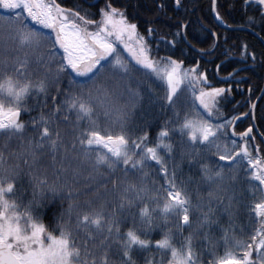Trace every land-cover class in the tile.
Wrapping results in <instances>:
<instances>
[{
    "label": "snow or ice",
    "instance_id": "snow-or-ice-1",
    "mask_svg": "<svg viewBox=\"0 0 264 264\" xmlns=\"http://www.w3.org/2000/svg\"><path fill=\"white\" fill-rule=\"evenodd\" d=\"M151 2L156 11L166 6L164 0ZM181 2L175 0V5ZM241 7L246 19L238 27L259 23L256 35L264 39V0H242ZM211 11L225 31L232 29L218 10V0H211ZM98 16L65 9L56 0H0V264H138L139 254L148 250L160 253L159 264L169 253L167 264H204L203 252L193 244L201 235L211 245L207 254L213 258L207 264H264V156L259 145L250 146L255 140L252 127L237 134L239 118L220 114V101L231 89L213 87L199 61L185 68V61L172 54L154 58L147 39L155 34L153 21H146L149 27L141 35L111 0ZM188 26L177 24L181 31L175 36L181 42H187ZM209 35L213 50L219 48V34ZM175 36L167 41L173 48ZM240 52L236 62L243 67L235 75L257 66V53L248 44ZM259 55L264 57V51ZM259 66L264 68V60ZM133 81L148 85L150 106L158 103L170 114L154 138L147 122L130 127V109L141 98L131 87ZM152 85L163 87L165 95L154 99ZM30 97L41 108L31 127L20 120ZM100 110L105 128L99 123ZM73 115L78 135L69 146L60 124ZM177 141L181 160L189 158L190 167L199 164L202 181L215 186L207 206L196 205L201 215L195 221L187 187L177 183ZM14 143L18 151L12 150ZM152 172L160 181L158 188L155 181L152 187L147 184ZM25 178L33 198L22 204L11 197ZM226 180L234 183L225 188ZM235 184L241 193L247 185L252 194L250 203L237 201L247 208L252 230L244 239L222 229L225 251L217 255V245L205 231L219 224L213 219L217 209L212 200L230 189L233 195L224 211L231 216ZM45 199L67 201L52 231L38 211ZM156 227L166 230L153 241ZM185 229L192 231L177 247L176 234L183 236ZM97 236L103 237L100 245L89 247Z\"/></svg>",
    "mask_w": 264,
    "mask_h": 264
},
{
    "label": "trees",
    "instance_id": "trees-1",
    "mask_svg": "<svg viewBox=\"0 0 264 264\" xmlns=\"http://www.w3.org/2000/svg\"><path fill=\"white\" fill-rule=\"evenodd\" d=\"M61 7L65 9H79L81 14H87L90 18L98 20V8L101 5H106L109 0H100L98 4L90 7L86 5L84 0H56ZM160 0H157V4ZM114 7L120 8L126 12L130 22L136 23L138 25V31L141 35H145L146 29L149 24L146 21H153L151 27L155 29L154 36L147 37L151 42L150 46L152 49V55L154 58L164 57L166 55L172 54L173 58L185 61V67H191L193 61H199L200 71L206 72L208 76L209 83L213 87H223L230 88L231 92L227 94L226 99L220 101V114L225 118H232L241 116L235 123V131L237 134L248 129L252 126L251 118V103L258 96L264 79V68L259 65L264 57L259 54L264 51L262 44L249 32L240 29H230L225 31L224 28L214 21L211 15V0H182L181 6L177 7L175 5V0H164L166 5L163 9L156 11L151 0H111ZM242 0H218V10L221 16L224 18L225 22L233 26H239L245 21H242L237 12H242L241 7ZM231 7H234L233 9ZM149 9H153L149 11ZM231 10H235L236 13L231 14ZM178 23H188L187 29V41L197 49L209 50L212 47L213 41L210 37V33L215 31L220 36V47L211 50L210 52L204 53V58L198 53L187 47L184 42H181L179 36L175 34L181 31L178 27ZM260 32L257 27L249 28ZM206 30V31H205ZM175 36L176 44L175 48L169 46L167 41L173 40ZM228 37V41L224 43V37ZM243 44L249 45V51H255L257 53V66L252 71H246L243 73L246 79L242 81L239 85H231L230 83H222L218 81L214 75L215 66L222 61L227 55L234 54L240 55V48ZM222 50H227V55H222ZM232 61L225 60L219 64L217 70L219 75H226L232 68ZM136 86V84H131ZM67 86V82H64V87ZM251 90V91H250ZM152 92L157 93V97L162 98L165 95V90L163 87H156L152 85ZM51 94H55L54 90ZM155 96V98H157ZM154 98V99H155ZM145 103V97L141 101V111H137L134 108L131 111L130 127H135L136 124L143 125L147 122L148 125L152 127L151 135L155 136V133L159 130L158 125H163L165 120L169 119L170 114H165L159 108V104L151 106L148 109L143 110L142 105ZM32 103H30V111L37 114L41 113V108L35 104L34 108L31 109ZM51 107V105H49ZM49 109L45 108L46 113ZM247 113L246 116H242ZM25 114H21L20 120L25 121ZM253 121L256 126V131L259 135L264 138V93L262 97L258 100L253 110ZM75 121L60 124L61 133L65 138H71L75 135L73 124ZM68 126H64V125ZM256 131H253L252 135L255 140L252 141V149H255L257 145L261 148V155L264 156V143L257 135ZM183 149L178 144L175 146V165H176V175L177 183L184 182L189 196L191 197L193 204V220L195 221L197 217L201 215L200 211L196 210L197 204H203L207 206L208 204V193L212 191L215 186L210 187L208 184L202 181L200 174V165L195 164L189 166L188 159L185 158L181 160V154ZM215 149L213 148V152ZM211 155V153H209ZM213 159L215 157L213 156ZM207 162V161H205ZM170 171L172 166V161H169ZM153 181H155L154 186L159 187L160 181L156 180L155 173L152 172L147 178V184L149 187L153 186ZM233 181L226 180L225 188H228ZM240 185L235 184V201L232 206V215L225 213L224 207L228 204L227 197L233 195V192L229 189L228 191H221L219 193V198H214L212 200V207L217 209L216 216L213 219H218L219 224L213 225V227L205 231L209 232L213 244H216L215 249L217 255H222L225 251L223 245V231L224 228H230V231H234L238 238H247L246 233L251 232L252 223L250 216L248 214L247 208L243 207L241 203L237 201H242L243 203H250L252 201V194L247 192V185H244L245 191L241 193ZM67 208V201L61 202L60 200H50L45 199L44 205L42 207V212L40 213L41 222L52 231L56 227L57 218L61 211ZM206 210V207L205 209ZM128 227H131L129 223ZM168 227H172L171 224ZM162 227H156L150 238L159 239L163 235ZM127 231V227L124 228ZM175 232V229H173ZM192 230L185 229L183 231V236L179 233L176 234L175 243L179 247L180 242L183 237L190 234ZM56 235L59 234L58 230L55 232ZM84 239V234L78 238L77 243H81ZM103 237L97 236L95 241H89V247L99 246ZM194 250L198 252H203L202 260L204 264H207L209 260L213 257L207 254L211 245L207 241L202 240L201 236H196L193 240ZM144 256V257H143ZM170 258V253L164 258L166 261ZM161 260V255L159 252L149 250L148 253H140L138 256V264H151L155 261L159 264Z\"/></svg>",
    "mask_w": 264,
    "mask_h": 264
},
{
    "label": "rangeland",
    "instance_id": "rangeland-1",
    "mask_svg": "<svg viewBox=\"0 0 264 264\" xmlns=\"http://www.w3.org/2000/svg\"><path fill=\"white\" fill-rule=\"evenodd\" d=\"M105 5H101L99 8H98V12H99V9L100 8H103ZM98 19H99V16H98ZM0 32H2V28H0ZM37 55H39V54H37ZM126 55V54H125ZM132 84H136V86H133V85H131V87L134 89V90H137V91H139L140 93H141V98L139 99V101H138V103H137V105H136V107L134 108L135 110H137V111H141V101H142V99L145 97V103L142 105V109L143 110H145V109H148V108H150L151 106L149 105V100H148V96H147V91H148V85L147 84H137L135 81H133V83ZM151 95L153 96V98H155V96L157 97V93H155V95H154V93L153 92H151ZM41 99H43V97H41ZM30 103H32V106H31V109L32 108H34V106H35V104L37 103L36 102V99L34 98V97H30V98H28L27 100H26V102H25V104H24V107H26L28 110L27 111H22V113L21 114H25V121H23L24 123H26V124H28L29 125V127H31V121L33 120V118H39V116L41 115V113H37V114H35V113H33V112H31L30 111ZM158 104V103H157ZM156 104V105H157ZM155 106V105H154ZM245 114V113H244ZM98 118H99V123H100V125H101V127L102 128H105L106 127V118L104 117V115H103V111L102 110H100L99 112H98ZM94 118H96V117H94ZM71 119H72V121H75V116L73 115L72 117H71ZM229 119H231V118H229ZM130 120H131V117H130ZM73 124H75V122L73 123ZM64 125V124H63ZM64 126H68V124L67 125H64ZM60 128H61V126H60ZM247 130V128L246 129H244V131H246ZM243 131V132H244ZM74 132H75V135H78V131H75L74 130ZM74 135V136H75ZM74 136H72L71 138H65L64 136V139H65V141L69 144V146H70V144H71V142H72V140L74 139ZM220 143H221V145L223 146V141H220ZM250 146H251V148H253L252 147V142H251V144H250ZM12 150L13 151H18L19 150V148H18V146L14 143L13 144V147H12ZM48 159L49 158H45V162H48ZM12 199H16L17 201H18V203H22V204H27L30 200H32V189H31V187L28 185V180H27V178H25V180L22 182V186L20 187V189H19V191L15 194V196H13V197H11ZM43 205H44V200L41 202V204H40V206H39V208H38V211H39V213H41L42 212V207H43ZM21 210H23L22 208H21ZM148 253L149 252V250L148 251H142V253ZM224 254V253H223ZM222 254V255H223ZM144 257V256H143ZM164 264H167L166 263V261H164Z\"/></svg>",
    "mask_w": 264,
    "mask_h": 264
},
{
    "label": "flooded vegetation",
    "instance_id": "flooded-vegetation-1",
    "mask_svg": "<svg viewBox=\"0 0 264 264\" xmlns=\"http://www.w3.org/2000/svg\"><path fill=\"white\" fill-rule=\"evenodd\" d=\"M87 1H89V0H86V3H87ZM87 5V4H86ZM253 7H255V5H253ZM232 9L234 8V7H231ZM234 13H236V11L235 10H231V14L233 15ZM249 14H252L251 12H249ZM237 16H239L240 17V19L242 20V21H245V17H244V14H243V11L242 12H237ZM256 28L258 27L259 29H260V32H261V26L259 25V23H257V25L255 26ZM246 28H248V27H246ZM249 29V28H248ZM250 30H252V29H250ZM244 31H247V32H249V33H251L249 30H244ZM252 31H254L255 33H258L257 31H255V30H252ZM260 43H261V41L253 34V33H251ZM261 35H264V32H262L261 33ZM263 41H264V39H263ZM184 44L186 45V43L184 42ZM262 44V43H261ZM169 46H171V45H169ZM187 46V45H186ZM263 46V45H262ZM187 47H189V46H187ZM190 48V47H189ZM263 48H264V46H263ZM190 49H192V48H190ZM199 53V52H198ZM200 55H201V53H199ZM241 55V54H240ZM240 55H234V54H230V55H227L224 59H222V61H220L219 63H218V65L219 64H221L222 62H224L225 60H230V61H232V63H233V65H232V68L229 70V72L226 74V75H230V73L231 74H233L232 76H230V78L228 79V80H226V81H221V80H219L217 77H216V75H215V73H214V75H215V77H216V79L218 80V81H220V82H222V83H230L231 85H239V84H241L242 83V81L243 80H245L246 79V76L243 74V73H245L246 71H241V72H239V74L238 75H235V72H236V70L237 69H239V68H241V67H243V65L242 64H240V63H237L236 61H238L239 59H240ZM167 56V55H166ZM203 58H204V54L203 55H201ZM216 67V66H215ZM185 68H189V67H185ZM218 70V69H217ZM217 74H218V72H217ZM219 75V74H218ZM226 75H219V76H226ZM263 86V85H262ZM264 93V92H263Z\"/></svg>",
    "mask_w": 264,
    "mask_h": 264
},
{
    "label": "water",
    "instance_id": "water-1",
    "mask_svg": "<svg viewBox=\"0 0 264 264\" xmlns=\"http://www.w3.org/2000/svg\"><path fill=\"white\" fill-rule=\"evenodd\" d=\"M99 2V0H91V1H87V4L88 5H95V4H97ZM211 14H212V17H213V19L215 20V18H214V13H212V11H211ZM216 21V20H215ZM217 22V21H216ZM218 23V22H217ZM232 29H243V30H249L251 33H253L260 41H261V43H262V45L264 46V41H263V39H261L260 38V36H257L256 35V33L254 32V31H252V30H250V29H248V28H240V27H232ZM186 45L187 46H189L190 48H192L193 50H195V51H197V52H207V51H199V50H197L196 48H194V47H192L188 42H186ZM213 49V47L210 49V50H212ZM218 66V65H217ZM215 67V70H214V72H215V75H216V77L219 79V80H221V81H226V80H228L229 78H230V75H226V76H219L218 74H217V68L218 67ZM263 92H264V82H263V86H262V89H261V91H260V93L258 94V96L256 97V99L254 100V102L252 103V105H256V103H257V101L259 100V98L262 96V94H263ZM252 105H251V118H252V127L255 129V125H254V122H253V117H252V115H253V110H254V108L252 107ZM243 116H246V114L245 115H243ZM238 118H240V116H238ZM260 138H261V140H262V142L264 143V139H263V137H261L260 136Z\"/></svg>",
    "mask_w": 264,
    "mask_h": 264
}]
</instances>
